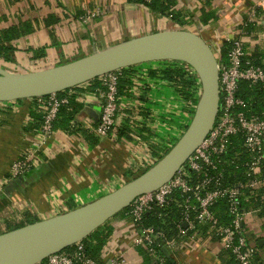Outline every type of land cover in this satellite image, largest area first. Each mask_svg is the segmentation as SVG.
Segmentation results:
<instances>
[{"label": "crops", "instance_id": "0c3cea01", "mask_svg": "<svg viewBox=\"0 0 264 264\" xmlns=\"http://www.w3.org/2000/svg\"><path fill=\"white\" fill-rule=\"evenodd\" d=\"M261 2L264 0H177L174 19L128 0H0V30L12 25L30 28L13 41L16 50L12 60L0 58V66L16 73L34 71L171 27L199 34L221 53L225 44L229 46L230 37L248 9ZM92 7H101V14L82 21L83 11ZM259 20L253 30L260 44L254 45L253 56L264 65L261 12ZM150 70L159 69L136 68L126 75L130 84L122 95L125 117L108 137L94 145L82 132L92 134L91 128L97 124L99 106L86 98L94 89L92 85L72 89L81 108L75 112L70 128L54 129L53 136L40 150L41 164L17 179H7L9 165L20 150L30 148L41 121L31 98L0 103V220L13 213L20 214L28 223L56 215L53 207L69 210L70 205L90 202L122 185L133 174L132 167L142 153L159 150L162 140L155 141L157 132L175 133L181 122L187 120L189 106L171 81L151 75ZM28 126L33 128L28 130ZM120 130H125L126 136H120ZM143 141L152 142L150 151L144 148ZM251 201L246 203L248 236L256 245V264H264V209ZM109 224L113 228L112 239L102 260L123 252L127 264H153L143 247L131 245L137 233L135 223L118 215ZM0 230H6L5 223ZM172 255L180 264L230 263L216 241L203 245L186 241Z\"/></svg>", "mask_w": 264, "mask_h": 264}, {"label": "built area", "instance_id": "2783aa9c", "mask_svg": "<svg viewBox=\"0 0 264 264\" xmlns=\"http://www.w3.org/2000/svg\"><path fill=\"white\" fill-rule=\"evenodd\" d=\"M143 1L150 3L152 0ZM259 7L263 12L258 10ZM101 12V7L86 8L80 18L86 22ZM260 12L264 14V2L248 9L229 39L224 58L221 57L218 47L208 43L218 61L220 101L216 120L204 141L168 182L151 193L137 196L128 207V218L134 223H138L153 205L166 207L169 201H175L183 208V223L179 228L181 238L168 240L164 244L169 251L167 257L173 258L176 264L180 262L172 254L179 251L186 241L199 245L216 241L222 250L231 253L236 264H256V245L249 239L246 225V203L251 201L252 197H258L264 209V118L254 114L248 115L244 109L246 103L238 93L242 82L256 84L264 80V69L256 64L253 56L254 45L260 44L253 30L260 24ZM175 64L186 78L195 83L194 101L191 108L189 107L191 112H187V120L181 122L175 133L164 135L157 132L155 141L162 140L158 143L159 150L155 153H142L132 167L133 174L130 177H135L154 165L177 141L192 117L201 93L200 81L191 66L181 62ZM119 76L120 72L116 70L97 77L100 86L86 95L89 101L99 106L97 124L91 128L93 136L98 140L108 137L125 117L122 112L125 108L124 97L118 93ZM87 85L91 84L87 82L79 87ZM74 95L73 90L69 89L63 94L53 93L31 98L35 102V111L41 116V123L34 131L30 148L20 150L10 163L7 179L23 176L41 164L40 150L54 134V122L61 107L68 104ZM238 139L240 142L236 145ZM143 142L144 148L150 151L152 142ZM238 173L240 178H236ZM177 193L181 197L180 200L175 198ZM220 201L225 203L228 221L222 220L214 207ZM52 211L59 214L67 209L56 210L53 207ZM10 215H4L0 220L2 227L5 221L12 217L26 224L20 214ZM5 231L0 230V233ZM159 235L153 227H139L131 245L143 247L153 259V264H166L165 257L157 250L159 245L156 239ZM111 239L110 236L103 253L110 248ZM72 246L69 250L64 249L48 256L39 264H127L123 252L109 259L103 257V260L101 258V262H98L89 256L81 241Z\"/></svg>", "mask_w": 264, "mask_h": 264}, {"label": "water", "instance_id": "95a60500", "mask_svg": "<svg viewBox=\"0 0 264 264\" xmlns=\"http://www.w3.org/2000/svg\"><path fill=\"white\" fill-rule=\"evenodd\" d=\"M162 61L191 66L201 86L192 117L177 141L154 165L112 191L0 233V264H39L87 238L127 209L137 196L168 182L212 129L220 101L218 61L213 49L199 34L179 27L136 36L34 71L16 73L0 66V102H15L78 87L122 68Z\"/></svg>", "mask_w": 264, "mask_h": 264}, {"label": "trees", "instance_id": "16d2710c", "mask_svg": "<svg viewBox=\"0 0 264 264\" xmlns=\"http://www.w3.org/2000/svg\"><path fill=\"white\" fill-rule=\"evenodd\" d=\"M130 3L139 4L147 7L148 9L157 12L161 15H169L175 19V10L177 5V0H152L150 3H146L143 0H128ZM178 24H182L181 21H177ZM249 28V27H248ZM30 28L26 26L25 28L19 27L17 25H12L8 28H4L0 30V58L5 61H11L13 53L15 52L16 48L13 45V41L20 38L25 32H29ZM225 48H221V57L224 58L226 55V48L227 44L224 46ZM167 64V67L164 69L159 70H150L149 73L153 76H158L159 78L166 79L168 81H175L183 85L182 91H179L180 94L183 95L187 100L188 98H193V90L195 83L193 80L188 79L185 75L178 69L176 62H160ZM256 64H259L263 67L264 65L260 60H256ZM139 65L122 68L118 70V72L122 73L119 76V84H118V93L119 95H124L125 86L130 84L129 78L126 76L130 74L133 70L138 68ZM93 89L98 88L99 82L97 79H93L89 82ZM71 88V89H75ZM193 88V89H192ZM69 90V89H67ZM65 90V91H67ZM65 91L59 92L57 94H63ZM240 97L246 103V107L244 108L248 115H258L259 117L264 118V80L258 82L256 84H250L249 82H242L240 84L239 93ZM21 101V100H18ZM16 101V102H18ZM81 108V105L75 100L74 96H72L69 100V103L63 105L58 113L57 119L54 122L53 128H62L68 130L70 128V122L73 120L75 112ZM37 114L38 120L41 121V116L38 112L35 111ZM32 113L33 116L36 114ZM33 128L32 126L26 127V129L30 130ZM85 138L92 144H96L98 139L93 136V134L86 132L85 130L82 131ZM120 136H126L125 130L119 131ZM237 141V140H236ZM239 139L236 142V145L239 144ZM29 173V172H28ZM140 174V173H139ZM26 175V174H25ZM24 176V175H23ZM137 176V175H136ZM21 177V176H20ZM17 177V178H20ZM241 175L237 174L236 178H240ZM16 178V179H17ZM175 198L180 200V195L177 193ZM251 202H255L256 204H260L258 197H252ZM69 209L74 208L75 206L70 205ZM222 220L228 221V215L226 212L225 203L220 201L217 205L214 206ZM129 208L124 209L123 211L119 212L116 216L120 215L123 218H126L134 223L132 219L128 218L127 211ZM182 217H183V208L178 205L175 201H169L166 207H160L158 205H153L152 209L143 214L142 219L135 223L136 228L139 227H153L156 233L160 235L157 236L156 243L159 245L157 247L158 252L160 255L164 256L166 259V264H176L175 260L170 256L167 257V252H169L164 244L166 241L171 239H179L181 238L179 233V228L182 226ZM27 218V217H26ZM30 218V217H29ZM27 218V219H29ZM114 218V217H113ZM112 219V218H111ZM109 219L104 225L99 227L95 230L91 235L87 238L82 240L81 242L85 245L86 251L92 258L96 259L98 262H101V256L103 254V249L113 233V228L109 224ZM30 221V220H29ZM27 221L28 223L33 221ZM6 230H11L17 227L24 225L23 221L15 220V222H11L9 220L5 221ZM73 246L66 248L65 250L71 249ZM147 253V252H146ZM224 256L229 258L231 264H236L235 260L233 259L231 253L228 251L223 250ZM149 259L153 263V259L147 253ZM43 262V261H42ZM41 262V263H42ZM256 263V259H254ZM229 263V264H230Z\"/></svg>", "mask_w": 264, "mask_h": 264}, {"label": "rangeland", "instance_id": "374dc122", "mask_svg": "<svg viewBox=\"0 0 264 264\" xmlns=\"http://www.w3.org/2000/svg\"><path fill=\"white\" fill-rule=\"evenodd\" d=\"M148 67H153V68H158V69H164V68H166L167 67V64H164V63H160V62H150V63H144V64H140L139 66H138V69H148ZM174 83H173V86H174V89L176 90V91H182V89H183V85H181L180 83H178V82H175V81H173ZM193 89V88H192ZM180 93V92H179ZM185 98V97H184ZM186 99V98H185ZM189 99V98H188ZM187 100V99H186ZM188 101H191V103L189 104V107L191 108V106H192V104H193V98H190ZM189 108V109H190ZM188 112H191V109L188 111ZM131 178H133V177H130L129 178V180L131 179Z\"/></svg>", "mask_w": 264, "mask_h": 264}]
</instances>
